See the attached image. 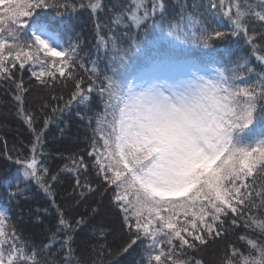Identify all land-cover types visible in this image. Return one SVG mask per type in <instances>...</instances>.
<instances>
[{
	"label": "snow or ice",
	"instance_id": "6c2138e0",
	"mask_svg": "<svg viewBox=\"0 0 264 264\" xmlns=\"http://www.w3.org/2000/svg\"><path fill=\"white\" fill-rule=\"evenodd\" d=\"M176 3L173 17L169 0H112L107 6L102 0H0V83L15 85L17 112L35 134L36 116L24 108L27 89L17 72L28 70L43 87L72 81L71 98L51 111L76 105L91 132L90 162L73 157L63 170L75 174L81 199L98 194L93 213L108 198L127 237L117 255L140 245L142 264H204L189 252L242 228L237 239L246 249L228 244L221 264H264V0ZM105 7L110 22H96L97 59L86 67L91 53L84 52L73 16L87 10L96 17ZM233 39L235 48H217ZM41 144L35 134L29 157L6 153L16 170L0 176V189L19 205L34 182L52 198L57 223L45 227L46 208L30 213L33 226L50 233L48 243L37 246L0 208V264H105L106 244L94 245L93 256L73 255L70 233L88 221L80 216L73 226L55 204L48 169L37 159ZM82 169L94 170L99 182L82 185ZM108 234L94 229L92 236Z\"/></svg>",
	"mask_w": 264,
	"mask_h": 264
},
{
	"label": "trees",
	"instance_id": "16d2710c",
	"mask_svg": "<svg viewBox=\"0 0 264 264\" xmlns=\"http://www.w3.org/2000/svg\"><path fill=\"white\" fill-rule=\"evenodd\" d=\"M191 3V0H188ZM102 3L107 6L112 3V0H102ZM169 11L173 17L179 12V6L176 0H169ZM74 27L81 34L83 41L84 52L91 53L85 60V66L91 67L89 61L97 59L96 53V22L108 25L110 22V13L107 7L96 17L90 16L89 11L82 10L73 16ZM225 25L227 21L223 22ZM135 31V30H133ZM148 33L152 32L149 27L145 30ZM107 29H102L101 35H106ZM151 38V37H149ZM237 46L235 40L222 41L217 43V48L224 51L226 47L235 48ZM84 53H82L83 55ZM100 67L103 68L107 64V57L101 50L99 54ZM259 62L252 58V65L256 66ZM260 69H257L259 71ZM76 72L83 76L85 81L88 80V74L84 69L77 68ZM17 79L24 80V87L27 92L24 94V108L26 111L34 113L36 119L33 122L32 128L35 129V134H41L42 144L38 148L37 159L42 162L43 167L48 169L46 181L51 184V191L55 204L65 211V217L75 226V220L80 216H84L88 224L75 232L70 233L74 236L72 248L73 255L76 257L93 256L92 248L97 244H106L104 261L117 262L118 264H142L143 248L140 245L135 246L126 254L117 255L121 245L127 239L123 231L120 230L116 222L114 211L108 209V198L106 197L103 204L99 206V211L93 213L92 209L97 207L95 201L98 199V194H86V198L81 199L79 196L82 189L76 187V176L72 172L65 169V165L71 167V158L83 156L85 163L90 162L87 152L90 150L91 132L87 129L86 124L81 122L77 115V107L73 104L69 109L63 112L57 111L52 113V108H63L66 101L71 98V93L74 90L71 80L57 81L54 86L43 87L34 78L28 70L22 73L17 72ZM255 74H252V79H255ZM15 85L0 83V176H3L7 171L15 172L16 166L10 162H6V153L16 156L29 157L31 155V146L35 139V134L32 129L25 123L24 119L18 114V105L14 100L13 89ZM55 96L57 99H53ZM63 97V99H59ZM47 104V108H42L41 105ZM98 98L93 104V110H99ZM48 117L49 122L45 127V118ZM57 176L56 181H52L51 177ZM81 184H92L95 186L99 181L96 178L95 171L89 169L80 172ZM29 191L26 193L27 199L21 200L18 205L15 201L9 202L5 189H0V208L8 211L11 216V222L16 224L22 233L25 240L31 241L37 246L48 243L50 233H47L33 226L34 217L30 215L36 208H46L47 214L44 219L45 227H51L57 223V208L53 206L52 198L47 196L33 182L29 186ZM23 211V223L20 222V214ZM94 229H103L109 233L104 240L93 238ZM244 234L242 228L236 229L224 239H217L215 242H210L206 247H201L199 253L189 252L190 255H195L197 258H202L204 264H221L224 253L227 251L228 244H235L242 251L246 249V242L240 241L237 237ZM60 246L57 244L52 249L56 251ZM111 250L112 255L108 256L107 251ZM63 256V253H60Z\"/></svg>",
	"mask_w": 264,
	"mask_h": 264
}]
</instances>
